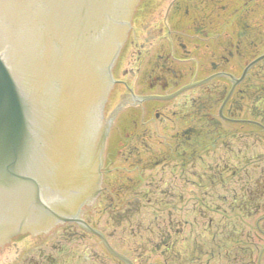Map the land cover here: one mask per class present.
<instances>
[{
	"label": "flooded vegetation",
	"instance_id": "af4514ba",
	"mask_svg": "<svg viewBox=\"0 0 264 264\" xmlns=\"http://www.w3.org/2000/svg\"><path fill=\"white\" fill-rule=\"evenodd\" d=\"M113 78L96 197L0 264H264V0H140Z\"/></svg>",
	"mask_w": 264,
	"mask_h": 264
},
{
	"label": "water",
	"instance_id": "95a60500",
	"mask_svg": "<svg viewBox=\"0 0 264 264\" xmlns=\"http://www.w3.org/2000/svg\"><path fill=\"white\" fill-rule=\"evenodd\" d=\"M139 2L0 0V247L96 197L93 142Z\"/></svg>",
	"mask_w": 264,
	"mask_h": 264
},
{
	"label": "bare ground",
	"instance_id": "6f19581e",
	"mask_svg": "<svg viewBox=\"0 0 264 264\" xmlns=\"http://www.w3.org/2000/svg\"><path fill=\"white\" fill-rule=\"evenodd\" d=\"M133 17V16H132ZM130 23H132V19H131V22ZM130 29H131V27H130ZM130 29H129V31H130ZM129 33V32H128ZM121 51V50H120ZM116 63V62H115ZM115 65V64H114ZM114 65H113V67H114ZM112 72H111V77H112V85L114 84V78H113V68H112V70H111ZM112 85H111V87L109 88V91L112 89Z\"/></svg>",
	"mask_w": 264,
	"mask_h": 264
}]
</instances>
